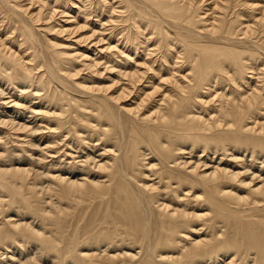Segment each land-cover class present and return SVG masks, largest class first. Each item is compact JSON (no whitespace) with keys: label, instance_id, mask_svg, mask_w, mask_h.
I'll use <instances>...</instances> for the list:
<instances>
[{"label":"bare ground","instance_id":"obj_1","mask_svg":"<svg viewBox=\"0 0 264 264\" xmlns=\"http://www.w3.org/2000/svg\"><path fill=\"white\" fill-rule=\"evenodd\" d=\"M0 264H264V0H0Z\"/></svg>","mask_w":264,"mask_h":264}]
</instances>
